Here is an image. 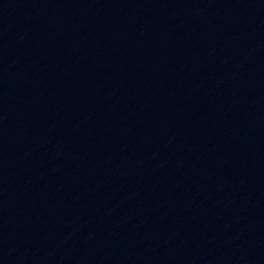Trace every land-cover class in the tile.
Masks as SVG:
<instances>
[{"label":"water","instance_id":"95a60500","mask_svg":"<svg viewBox=\"0 0 264 264\" xmlns=\"http://www.w3.org/2000/svg\"><path fill=\"white\" fill-rule=\"evenodd\" d=\"M0 264H264V0H0Z\"/></svg>","mask_w":264,"mask_h":264}]
</instances>
